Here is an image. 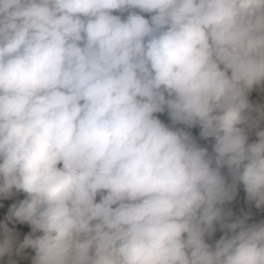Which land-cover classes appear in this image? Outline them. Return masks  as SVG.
Wrapping results in <instances>:
<instances>
[{"label":"clouds","instance_id":"obj_1","mask_svg":"<svg viewBox=\"0 0 264 264\" xmlns=\"http://www.w3.org/2000/svg\"><path fill=\"white\" fill-rule=\"evenodd\" d=\"M241 184L264 214V0H0V264H264Z\"/></svg>","mask_w":264,"mask_h":264},{"label":"trees","instance_id":"obj_2","mask_svg":"<svg viewBox=\"0 0 264 264\" xmlns=\"http://www.w3.org/2000/svg\"><path fill=\"white\" fill-rule=\"evenodd\" d=\"M114 14H120V13L119 12H116ZM126 15H127V13L123 14V17L122 18H126ZM144 15L147 17L150 14L144 13ZM252 96H253V98H255L256 93L253 92ZM159 115L161 116V119L164 120L165 123H170V120L167 117V114L166 113L165 114H159ZM189 131H191L195 136L198 137V133H199V128L198 127L189 129ZM254 133H255V129H252L251 130V138L252 139H255V134ZM200 143L203 146L209 147V150H211V145L207 141H200ZM225 171H226V169H225ZM238 187H239V196H238V199H237V201L233 202V204L231 205V207L233 208V210L235 212H237L238 214L249 215L253 219H259V218H261V216L264 215V214H262L259 210H257L254 207V205L248 206L246 204V201H245L246 194L243 191L242 184L239 185ZM25 196H26V194H24L22 192L17 193V200L15 202H18L20 199H23ZM0 203H3L4 204V207L0 208V220H2L3 217H4V214L7 211V207L9 206V204L11 202H9V201H2ZM241 210H243V211H241ZM15 227L17 228L18 231H20L21 238L23 237V235L25 233H27L28 231H30V228L27 225H16ZM220 235H222V232L218 231L217 234H216V238H219ZM25 251L27 253H29V254H34L31 249H27ZM20 264H30V258L21 257L20 258Z\"/></svg>","mask_w":264,"mask_h":264}]
</instances>
